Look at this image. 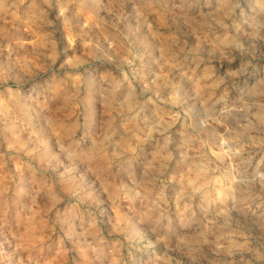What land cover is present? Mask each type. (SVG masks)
<instances>
[{
	"label": "clouds",
	"instance_id": "1",
	"mask_svg": "<svg viewBox=\"0 0 264 264\" xmlns=\"http://www.w3.org/2000/svg\"><path fill=\"white\" fill-rule=\"evenodd\" d=\"M0 264H264V0H0Z\"/></svg>",
	"mask_w": 264,
	"mask_h": 264
}]
</instances>
